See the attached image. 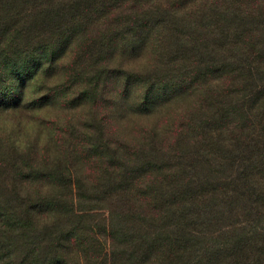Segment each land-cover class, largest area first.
Here are the masks:
<instances>
[{
  "label": "trees",
  "instance_id": "1",
  "mask_svg": "<svg viewBox=\"0 0 264 264\" xmlns=\"http://www.w3.org/2000/svg\"><path fill=\"white\" fill-rule=\"evenodd\" d=\"M0 121V264H264V0H0Z\"/></svg>",
  "mask_w": 264,
  "mask_h": 264
},
{
  "label": "rangeland",
  "instance_id": "2",
  "mask_svg": "<svg viewBox=\"0 0 264 264\" xmlns=\"http://www.w3.org/2000/svg\"><path fill=\"white\" fill-rule=\"evenodd\" d=\"M1 123H0V126H4V127H6V126H8L9 124H7V123H5V122H3V121H0Z\"/></svg>",
  "mask_w": 264,
  "mask_h": 264
}]
</instances>
